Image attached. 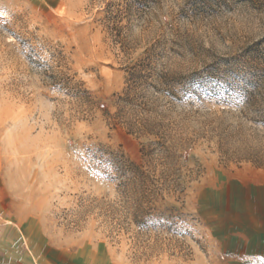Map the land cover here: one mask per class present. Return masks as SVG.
<instances>
[{"label": "rangeland", "instance_id": "rangeland-1", "mask_svg": "<svg viewBox=\"0 0 264 264\" xmlns=\"http://www.w3.org/2000/svg\"><path fill=\"white\" fill-rule=\"evenodd\" d=\"M0 264H264V0H0Z\"/></svg>", "mask_w": 264, "mask_h": 264}, {"label": "trees", "instance_id": "trees-1", "mask_svg": "<svg viewBox=\"0 0 264 264\" xmlns=\"http://www.w3.org/2000/svg\"><path fill=\"white\" fill-rule=\"evenodd\" d=\"M110 163L117 178L123 179L121 186L126 189H138L149 191L150 195L160 192L162 188L156 187L151 189L149 176L141 167L128 161L123 155H113ZM116 178V177H115Z\"/></svg>", "mask_w": 264, "mask_h": 264}]
</instances>
